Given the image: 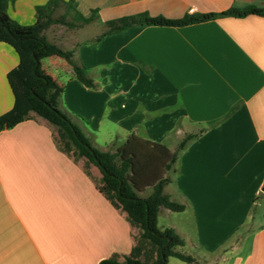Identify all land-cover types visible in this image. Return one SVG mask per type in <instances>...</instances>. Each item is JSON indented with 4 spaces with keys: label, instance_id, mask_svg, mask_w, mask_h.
I'll return each mask as SVG.
<instances>
[{
    "label": "crops",
    "instance_id": "0c3cea01",
    "mask_svg": "<svg viewBox=\"0 0 264 264\" xmlns=\"http://www.w3.org/2000/svg\"><path fill=\"white\" fill-rule=\"evenodd\" d=\"M50 1L16 0L8 14L33 25L36 8ZM248 6L264 8V0H74L73 16L96 11L84 27L102 29L68 48L97 88L82 84L64 59L49 57L52 72L42 64L56 86L48 102L77 118L102 151L131 135L174 151L196 135L167 187L186 210L159 227L175 229L199 260L215 264H264V16L135 26L97 38L122 18L181 19ZM19 63L0 42V116L14 108L8 74ZM54 134L35 114L0 130V264H100L116 254L124 262L136 230L98 190V167L90 177ZM172 213L164 209L158 225Z\"/></svg>",
    "mask_w": 264,
    "mask_h": 264
},
{
    "label": "trees",
    "instance_id": "16d2710c",
    "mask_svg": "<svg viewBox=\"0 0 264 264\" xmlns=\"http://www.w3.org/2000/svg\"><path fill=\"white\" fill-rule=\"evenodd\" d=\"M15 1L0 0V42L12 46L20 58L18 67L8 74L15 105L10 112L0 116V130L15 127L35 114L55 129L54 140L58 148L75 162H83L90 177H93L92 166L98 167L102 174L101 179L94 178L98 190L117 209L125 212L132 227L138 230L134 235L135 246L124 262L116 254L100 264H168L171 257L188 264H202L196 257L180 250L186 246V242L175 229H161L158 225L164 209L174 213L186 210L185 205L172 199L167 187L172 183L180 153L196 135L187 136L174 151L136 135H131L116 150H100L77 118L48 102L47 96L56 86L42 70L45 58L59 57L72 66L82 84L91 89L97 88L89 70L75 59V51L66 50L47 37V31L57 24L82 28L96 20L97 12L93 11L89 18L77 12L76 17L72 15L74 20L69 22L68 17L76 12L74 0L69 3L51 0L46 6L37 7L33 25L24 26L8 14L10 5ZM62 4L67 7L66 13L57 17ZM249 15L264 16V8L248 6L242 10L232 9L220 14L192 15L181 19L141 14L108 22L97 41L135 26L184 27L222 16L242 18ZM149 190L151 192L145 196Z\"/></svg>",
    "mask_w": 264,
    "mask_h": 264
},
{
    "label": "rangeland",
    "instance_id": "374dc122",
    "mask_svg": "<svg viewBox=\"0 0 264 264\" xmlns=\"http://www.w3.org/2000/svg\"><path fill=\"white\" fill-rule=\"evenodd\" d=\"M71 0H65L66 3H69ZM62 6V5H61ZM66 8L67 7H60L59 11L57 12L56 16L60 17L61 15H63L66 12ZM37 9V8H36ZM74 12L71 13V15L68 17V21L72 22L74 20V18L72 17ZM79 28L76 27H70L68 25H63V24H57L51 27L50 30L47 31V37L48 39L55 43L61 47H63L64 49L68 50V48L73 45L76 44L77 42V37L79 38H83V37H91L94 36L95 34L99 33L102 31V29H100V27L96 26V25H90V26H86L84 28H82L81 30H79ZM78 33V35H77ZM76 36V37H74ZM56 60H60V59H56ZM43 67L47 70V71H56V68L54 66H52V59L51 58H45L42 61ZM103 145V147H106L105 144H101ZM151 191L149 190L146 195H149ZM179 214L177 213H172L171 217L168 218L166 216H162L160 218V223L159 226H168L171 221H177V219L179 218ZM136 233H138V230H136ZM181 251H183L184 253L194 256L196 257L198 260L199 258L197 257V255L195 254V251L191 249L190 246H185L184 248L180 249ZM217 260H209V261H204V260H200V262L202 264H215ZM168 264H188L186 262H183L177 258L171 257L168 260Z\"/></svg>",
    "mask_w": 264,
    "mask_h": 264
}]
</instances>
